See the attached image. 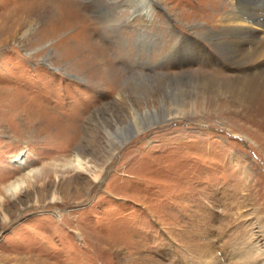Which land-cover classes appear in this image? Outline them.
I'll return each instance as SVG.
<instances>
[{"label":"rangeland","instance_id":"rangeland-1","mask_svg":"<svg viewBox=\"0 0 264 264\" xmlns=\"http://www.w3.org/2000/svg\"><path fill=\"white\" fill-rule=\"evenodd\" d=\"M125 1L0 0V264H264V121L193 43L229 0Z\"/></svg>","mask_w":264,"mask_h":264},{"label":"bare ground","instance_id":"bare-ground-1","mask_svg":"<svg viewBox=\"0 0 264 264\" xmlns=\"http://www.w3.org/2000/svg\"><path fill=\"white\" fill-rule=\"evenodd\" d=\"M254 1L256 0H250L249 2ZM139 2L142 3V6L134 7L136 11L146 9L148 17L151 14L153 15L157 8L156 0H139ZM240 2L242 0H229L230 7L220 10L218 15H215L213 20L217 27L207 23L198 26L195 30L197 37L193 43L202 48V55H198L196 59L201 58L206 66L215 64L227 71L244 70V73H246L244 76L236 78L229 76L228 80L239 86V94L236 95L233 101L239 105L240 113L247 118L264 121V14H258L260 11L257 10L256 12L253 11V14H247V11L245 12L241 8ZM125 3L128 5L124 4V8L130 9L131 6H134L133 0H126ZM117 5L119 9L121 5ZM183 42L182 46L185 44V41ZM186 71L188 70H178L175 73ZM211 77L216 78V76ZM166 118L168 119L170 116H166ZM137 123V131L139 132L145 127L144 124L146 123L141 121H137ZM121 145L122 143L119 144V146ZM21 180L10 182L5 187L6 191L15 194L22 190L21 185L23 182Z\"/></svg>","mask_w":264,"mask_h":264}]
</instances>
